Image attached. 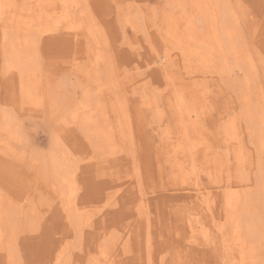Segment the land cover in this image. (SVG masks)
<instances>
[{
	"label": "rangeland",
	"instance_id": "374dc122",
	"mask_svg": "<svg viewBox=\"0 0 264 264\" xmlns=\"http://www.w3.org/2000/svg\"><path fill=\"white\" fill-rule=\"evenodd\" d=\"M3 1L12 4L9 9L13 13L17 9L16 17L20 14L24 17L21 22L38 16L28 35L29 40H37L32 64L35 73L39 70L36 79L42 77L37 80L39 93L45 96L46 91L47 99L56 100L63 122L51 120L45 108L44 111L30 107L21 97L17 83L9 80L0 64V107L16 116L25 127L22 133L13 132L7 138L10 150L17 152L18 156L23 155V159L11 157L5 147L0 149V191L7 200L14 201L12 204L21 202L19 205L25 204V208L34 206L31 208L39 213L35 231L15 233L18 237H13L9 250H0V264H9L7 254L11 251L12 255H17L16 264H148V255L150 264H229L232 258H237V248L225 245L200 199H206L202 198L203 192L218 196L215 218L226 232L230 223L227 224L228 215L223 209L225 201L216 189L217 183L222 187H225L223 184L236 185L233 188H239L244 197L248 196V206L240 205L236 213L244 222H250L252 216L259 213V203L255 199L259 193V167L264 164V153L259 148L262 130L256 124L258 114H264V0H231L235 2V10L239 11L241 19L235 26L236 34L258 62L255 63L256 72L250 76L240 61L235 65L222 45L224 36L220 20L217 21L220 43L208 39L206 32L210 29L196 20L197 0H81L80 10L86 9V14L80 15L83 19L74 16L78 37L72 36L73 31L64 30L69 23L65 16L72 10L69 3L66 5L68 0H0ZM42 14L50 18L41 17ZM189 14L194 18L195 32L190 36L184 20ZM50 19L55 22L44 24ZM172 19L177 26L175 33L169 31ZM88 21L92 25L91 36L86 33ZM3 24L11 37L16 33L20 38L27 34V31L22 33L17 27L13 28L12 23V27ZM168 36H177L180 47L172 46L173 40H167ZM189 37L193 39L192 43L187 42ZM208 47H212L210 58L207 57ZM185 48L195 49V52L199 49L194 55L197 58L192 54L187 56ZM204 61L211 63L205 67ZM246 79L248 85L244 87ZM175 96L183 99L180 104L183 119L187 120L190 115L202 126L203 135L199 138L203 144L199 146L201 152L195 154L198 158L195 164L200 163L198 155L204 150L209 158L206 164L197 165L193 171L188 166L186 169L190 173L184 182L177 167L174 168L175 161L167 146L168 137L180 136ZM85 97L99 126L110 125L112 137L108 141L111 143L92 138L80 121L70 120L68 110ZM114 98H119L131 125V132L125 130L123 137L115 130ZM97 105L101 108L98 109ZM188 105L192 106L189 111L186 110ZM226 126L230 136L223 131ZM56 141L75 151H72L75 157L72 156L71 160L76 168L75 199L81 208L80 222L68 216L65 201L57 193L58 186L41 162L42 158L57 155L56 149L60 148L54 144ZM238 150L244 154L242 166L232 159ZM195 220L208 230L211 242L198 238L194 241L189 225ZM121 239L124 240V249L118 250ZM261 244L252 255L250 250L244 252L246 257L253 258V264H261L264 259V244ZM106 259L112 262L107 263Z\"/></svg>",
	"mask_w": 264,
	"mask_h": 264
},
{
	"label": "bare ground",
	"instance_id": "6f19581e",
	"mask_svg": "<svg viewBox=\"0 0 264 264\" xmlns=\"http://www.w3.org/2000/svg\"><path fill=\"white\" fill-rule=\"evenodd\" d=\"M13 1V0H12ZM61 2V0H59ZM63 1V0H62ZM67 1V0H66ZM69 2H66V5L68 4L69 8L72 9L71 12L69 14H66V18L69 19V23L67 24V27L64 28L65 31H73L72 36L73 37H78L79 33L77 32V23L74 21V16H78L80 19H83L80 17V15H84L85 10L82 9L80 10V5H82V1L81 0H68ZM85 2V0H83ZM198 2L196 4H198V7L196 8L198 10L197 16H196V20H198V22H201L204 25H207L208 28L210 29L209 32H206V34H208V39L212 40V42H214L215 44H219L220 40H219V33H218V24L217 21L220 20L222 27H220L222 29V36H224V38L222 41V45L225 46L228 50L229 56L231 57V60L235 63V65H238V62L240 61L245 67H246V71L248 73V75H253L256 72V64L258 63L255 61V56L250 54L249 51L246 49V47L243 46V42L240 41L239 37L237 36V32L235 31V26H237V24L239 22H241V19L239 18V11H236L235 9L237 8L235 4V2H231V0H197ZM234 1V0H233ZM35 2V0H34ZM50 2V1H49ZM83 2V3H84ZM237 2V1H236ZM18 3V2H17ZM35 4V3H34ZM63 4V3H62ZM240 4V3H239ZM12 4H8V3H4L0 2V29L2 30V32L0 33V60L2 63V67L5 70L4 73H6V75H8L7 77H9V80L11 82H16L18 85V90L20 92L21 97L33 107L36 108H45L46 111L49 115V118L51 120H56L55 122L58 121H62L63 119L60 117L59 112H58V108H57V102L54 98H49L48 99L45 97L46 96V91H45V96H43V94L39 93L38 89V83L37 80L42 78L41 76L38 77V79H36V73H38V71L35 73L34 68H33V64H32V58L33 57V53H34V48L36 47L37 44V40L36 41H31L28 38L29 31L32 32L35 25L33 24V20H36L38 18V16L36 18H30L28 19V22L25 21V23L22 21H20L22 18L24 19V17H22V15L20 14L18 17L15 16V13L17 11H15V13H13L9 8ZM84 5V4H83ZM176 5V4H174ZM47 6V5H46ZM50 6V5H49ZM53 6V5H51ZM243 7V6H242ZM27 8V7H26ZM49 8V7H48ZM22 10V9H21ZM27 11V10H26ZM29 11V10H28ZM31 11V10H30ZM68 11V10H67ZM247 11V9H246ZM23 12V11H22ZM28 13V12H27ZM68 13V12H67ZM7 15V17L5 16ZM59 15V14H58ZM87 15L89 16V14L87 13ZM49 17V16H45L44 14H42L41 17ZM86 16V15H85ZM84 16V17H85ZM87 16V17H88ZM185 16V15H184ZM60 17V16H59ZM58 17V19H59ZM168 17V16H167ZM244 17V15H243ZM50 18V17H49ZM86 18V17H85ZM172 18V17H171ZM179 18V16H178ZM22 19V20H23ZM48 19V18H46ZM62 20H64L63 18H61ZM60 19V20H61ZM79 19V20H80ZM93 19V18H92ZM175 20V19H174ZM185 20V25H186V31L188 33V35L190 36L191 34H195L194 30H193V21L194 18L191 17V15H187L184 18ZM247 20V19H246ZM245 20V21H246ZM5 24L10 25L11 23L14 24L13 28L16 29V27L21 30L20 32H26L27 34H22V38H20V35H18V33L15 34V36H9L6 32V30H4L3 28V22ZM41 21V20H40ZM45 21V20H44ZM52 21V19H50V21L48 20L47 24L49 25L50 22ZM82 21V20H81ZM170 21H173L170 20ZM169 21V22H170ZM10 22V23H8ZM42 22V21H41ZM46 22V21H45ZM55 21H53L54 23ZM89 23L85 24L86 27V33H88L89 36H91L89 33H91V29H92V25H91V21H88ZM18 23H20V25H18ZM35 23H37L35 21ZM43 23V22H42ZM41 23V24H42ZM51 22V24H53ZM62 23V21H61ZM184 23V21H183ZM40 24V23H39ZM43 24V25H44ZM65 24V23H64ZM79 24H81L79 22ZM82 24H84L82 22ZM174 21L172 23H170V28L169 31L172 33H175L177 29H175L176 24L174 26ZM55 25V24H54ZM57 25V24H56ZM66 25V24H65ZM39 26V25H38ZM21 27V28H19ZM23 27V29H22ZM43 27V26H42ZM47 27V26H45ZM43 27V28H45ZM55 27V26H54ZM244 27V26H243ZM40 28V27H39ZM42 28V31H43ZM262 28V27H261ZM264 28V27H263ZM17 29V30H18ZM37 29V28H35ZM41 29V28H40ZM49 29H47L48 31ZM165 30V29H164ZM11 31V30H10ZM38 31V29H37ZM41 31V32H42ZM46 31V30H45ZM44 31V32H45ZM50 31V30H49ZM77 33H76V32ZM167 31V30H166ZM184 31V30H183ZM41 32L39 33V35H41ZM262 32V30H261ZM264 32V31H263ZM37 33V34H38ZM256 33V32H255ZM258 33V30H257ZM156 34V33H155ZM186 34V33H184ZM261 34V33H260ZM172 35V34H171ZM181 35V34H180ZM187 35V34H186ZM187 35V37H188ZM262 35V34H261ZM83 36V35H82ZM259 36V35H258ZM18 38V39H17ZM86 38V37H85ZM169 38H171L173 40V44L172 46H176V47H180L179 42L180 39L177 38V36L175 37H171L168 36L166 37V39L168 40ZM242 38V37H241ZM11 40V41H10ZM207 40V39H205ZM243 40V39H242ZM253 40V39H252ZM199 41V40H198ZM187 42L188 43H192L193 39L191 37L187 38ZM15 43H17L16 45H14ZM249 43V42H248ZM252 43V41H251ZM250 43V45H251ZM13 44V45H12ZM187 45V44H186ZM203 45V44H202ZM104 46V45H103ZM188 46V45H187ZM195 46V44H194ZM207 47V45H205ZM220 46V45H219ZM190 48H192L193 46H188ZM213 47V46H212ZM212 47H208L207 50H209V54H207L208 58L211 57V53H212ZM255 47V46H254ZM205 48V47H204ZM221 48V46H220ZM252 48V47H251ZM257 48V47H256ZM179 51L181 50L180 48H178ZM206 49V48H205ZM184 51L187 53V56H191L194 58V55H196L197 53H199V49L197 52H195L194 50H189L188 48H185ZM194 51V52H193ZM258 51V50H257ZM252 52V51H251ZM259 52V51H258ZM2 53V54H1ZM40 53V52H39ZM256 54V53H255ZM90 55V54H89ZM218 56V55H217ZM223 57V56H222ZM86 58V57H85ZM92 58V57H91ZM90 58V59H91ZM95 58V57H93ZM213 58V57H212ZM257 58V57H256ZM263 57H261L262 59ZM102 59V58H101ZM36 60V59H35ZM83 60V59H82ZM88 61V59H86ZM93 60V59H92ZM91 60V61H92ZM96 60V58H95ZM99 60V58L97 59ZM203 60V59H202ZM260 60V59H259ZM76 61V60H75ZM79 61V60H78ZM90 61V60H89ZM88 61V62H89ZM94 61V60H93ZM101 61V60H100ZM99 61V62H100ZM239 62V63H240ZM79 63H81L79 61ZM201 63V62H200ZM208 61H204L202 62L203 65H205V67L209 66ZM260 63V62H259ZM78 64V63H77ZM76 64V66H78ZM98 64V62L96 63ZM95 64V65H96ZM201 64V65H202ZM213 64V63H212ZM262 64V63H261ZM36 66L38 65L37 63L35 64ZM73 65H71L72 67ZM81 66V65H80ZM214 66V65H213ZM1 67V66H0ZM242 67V66H241ZM264 67V64L263 66ZM36 68V67H35ZM37 69V68H36ZM95 69V67H94ZM106 69V68H105ZM216 69V68H215ZM76 70V69H73ZM89 70V69H87ZM99 70V69H98ZM79 71V70H78ZM77 71V72H78ZM82 71V70H80ZM79 71V72H80ZM3 72V71H1ZM72 72V71H71ZM75 72V74L77 73ZM83 72V71H82ZM86 72V71H85ZM107 72V71H106ZM3 73V74H4ZM84 73V72H83ZM87 73V72H86ZM74 74V75H75ZM95 74V73H94ZM114 74V73H113ZM38 75H40L38 73ZM80 74L78 73V76ZM247 75V76H248ZM3 76V75H2ZM82 76V75H81ZM85 76V75H84ZM114 77V76H113ZM252 77V76H251ZM254 77V76H253ZM1 78V77H0ZM262 78V77H260ZM259 78V79H260ZM83 79V78H81ZM249 79V78H248ZM248 79L245 80V82H243V86L246 87L248 84ZM257 79V78H256ZM2 80V79H1ZM8 80V78H7ZM252 80V79H251ZM255 80V78H254ZM252 80V81H254ZM259 81V80H258ZM8 82V81H7ZM47 82V81H45ZM44 82V83H45ZM256 82V81H255ZM1 83V82H0ZM6 83V82H5ZM43 83V82H41ZM7 84V83H6ZM240 84V83H239ZM262 84V83H260ZM4 85V84H3ZM16 85V86H17ZM258 85V84H257ZM242 86V87H243ZM262 86V85H261ZM260 86V87H261ZM43 87V86H42ZM243 87V88H244ZM2 88V87H1ZM241 88V87H240ZM239 88V89H240ZM250 88V87H249ZM257 88V87H255ZM259 88V85H258ZM257 88V90H258ZM263 88V86L261 87ZM3 89V88H2ZM43 89V88H42ZM101 89V88H100ZM17 90V91H18ZM249 90V89H248ZM264 90V89H263ZM1 91V90H0ZM48 91V90H47ZM51 91V90H49ZM244 91V90H243ZM250 91V90H249ZM259 91V90H258ZM41 92V91H40ZM59 92V91H58ZM241 92V91H240ZM247 92V90H246ZM2 93V92H1ZM86 93V92H85ZM172 93V92H171ZM263 93V92H262ZM245 94V93H244ZM261 94V92H260ZM4 95V94H2ZM90 95V94H89ZM247 95V93L245 94ZM244 95V96H245ZM86 96V95H85ZM56 97V96H55ZM87 97V96H86ZM82 98L83 101H77L78 103L73 105L72 108H70L68 110V114L71 117V121H75L78 122L80 121L83 124V127L85 129V131L89 134V136H91L94 139L100 140L101 142H105L108 143L110 141H108L111 137H112V132H111V128L110 125L106 124L105 128L102 126H99L98 121H96L94 118L96 117V114H92V109L90 107V105H88L87 103V98ZM109 98V96H108ZM240 98V97H239ZM174 104H175V114H177V116H179L178 118V123H179V129H180V136L178 137H168L167 140H169L168 143V147L171 149V155H172V159H174L175 161V167H177V173L179 174V176L183 177L182 181L184 182L187 179L188 174L190 173L186 168L188 166L191 167L192 171L195 170V167L199 164L203 165L206 164L209 161V158L207 157V155L205 156V150L204 152L201 153V155L199 154V160L200 163L199 164H195L196 162V158L197 156L195 155L197 153V151H200V145H202V140H201V128L202 126L198 123V121L196 119H191L189 116L187 118V120L183 119V112L181 111V106L180 104L182 103L183 99L179 97V99L175 96L174 98ZM115 102L113 104V109L116 114V126L117 128L115 130H118L117 132H119L120 134H122L123 137V133L125 130L130 131V124L128 121V116L126 115L127 113H125V108L124 106H122L119 102V98L116 99L114 98ZM182 100V101H181ZM243 100V99H242ZM246 100V98H245ZM259 100V99H258ZM264 100V99H263ZM20 101V100H19ZM173 101V100H172ZM68 102V101H67ZM80 102V103H79ZM112 102V101H111ZM1 103V102H0ZM19 104V102H18ZM23 104V103H22ZM21 105V104H19ZM68 105V103H67ZM112 105V104H111ZM22 106V105H21ZM19 106V107H21ZM24 106V104H23ZM101 106V105H100ZM99 105H97L96 107L99 109L101 108ZM190 105H188L187 107V111H189L191 107H189ZM262 106V105H261ZM18 107V108H19ZM123 107V108H122ZM1 108V107H0ZM10 108V107H9ZM2 109V108H1ZM242 109V108H241ZM13 110V109H12ZM128 110V109H127ZM262 111V110H261ZM103 112V111H102ZM177 112V113H176ZM193 112V109H192ZM46 113V114H47ZM158 113V111H157ZM173 113V112H172ZM262 114V113H261ZM258 114V123L256 125H259L261 130L260 131L262 133L261 135V140H260V150L263 151L264 153V114L261 115ZM44 114H42L43 117ZM196 116V115H195ZM252 116V115H251ZM16 117V116H15ZM14 116H12L8 111L3 110L0 112V149H2L3 147H5L6 153L8 152V154L11 155V157L13 156L14 158H18V159H23V155H17L15 152H13V150H10V143L7 140V138H9L10 136H12L13 132L15 133H22V128L23 125H21V123L18 122V120L15 118ZM41 117V118H42ZM244 117V116H243ZM250 117V116H249ZM253 117V116H252ZM251 117V118H252ZM20 118V117H19ZM22 119V118H21ZM25 119V118H24ZM31 119V118H30ZM37 119V118H36ZM28 120V119H27ZM105 120V119H104ZM175 120V119H173ZM33 121V120H32ZM37 121V120H36ZM35 123V122H34ZM33 123V124H34ZM174 123V122H173ZM29 124V123H28ZM50 126L52 123H49ZM177 125V124H176ZM58 126V125H57ZM66 126V125H65ZM115 126V127H116ZM53 126H51L52 128ZM114 127V126H113ZM114 127V128H115ZM25 128V127H24ZM23 128V129H24ZM61 128V127H60ZM74 129V128H73ZM79 129V128H78ZM166 129H168L166 127ZM29 130V129H27ZM26 130V131H27ZM77 130V129H76ZM260 130V129H259ZM24 131V130H23ZM163 131V130H162ZM169 131V130H168ZM224 133L226 136H230V132L228 127L226 126L224 128ZM76 132V131H75ZM116 132V131H115ZM131 132V131H130ZM25 133V132H24ZM118 133V134H119ZM59 134V133H58ZM63 134V133H62ZM71 134V133H70ZM78 134V133H77ZM117 134V135H118ZM65 135V134H64ZM63 135V136H64ZM111 136V137H110ZM120 136V135H119ZM132 136V135H131ZM171 136V135H170ZM241 136V135H240ZM72 137V136H71ZM79 137V136H78ZM130 137V135H129ZM162 137V136H161ZM201 137V138H199ZM58 138V136H57ZM57 138L55 140H57ZM63 138V137H62ZM67 138V137H66ZM83 138V137H82ZM131 139V138H130ZM164 139V138H163ZM71 140V139H69ZM79 140V139H78ZM82 140V139H81ZM86 140V139H85ZM120 140V139H119ZM166 140V139H165ZM72 141V140H71ZM77 141V140H76ZM83 141V140H82ZM121 141V140H120ZM74 142V141H73ZM113 142V140H112ZM111 143V142H110ZM130 143V140L129 142ZM57 148L60 149H56L57 150V155L55 154L54 157H50L47 156L45 159L42 158L41 162H43V165L45 166L44 168H46L45 171H47V173L52 176V180L54 182H56V185L58 186V194H59V198L63 199L65 201V205H66V212L68 213V216H71L72 218L76 219V221H81L79 218V213H80V206H78V204L76 203V195H77V186L75 183V177H74V170H76V168L74 169V165H72V151H70V149H68L63 143H59V142H55L54 143ZM86 144V143H85ZM88 145V144H87ZM108 145V144H107ZM115 145V144H114ZM130 145V144H129ZM128 145V146H129ZM132 145V144H131ZM81 146V145H80ZM2 147V148H1ZM75 147V146H74ZM108 147V146H107ZM112 147V146H111ZM116 147V146H115ZM119 147V146H118ZM130 147V146H129ZM74 149V148H73ZM93 149V148H92ZM102 149V148H101ZM83 150V149H82ZM95 150V149H94ZM111 150V149H110ZM23 151V150H22ZM75 151H73L74 153ZM77 152V151H76ZM1 153V152H0ZM54 153V152H53ZM85 153V152H82ZM101 153V152H100ZM105 153V152H104ZM103 153V154H104ZM109 153V152H108ZM111 153V152H110ZM121 153V152H120ZM92 154V153H91ZM107 154V153H106ZM116 154V153H115ZM119 154V153H118ZM26 155V154H25ZM80 155V154H79ZM114 155V154H113ZM132 155V154H131ZM18 156V157H17ZM37 156V155H36ZM52 156V155H51ZM91 156V155H90ZM106 156V155H104ZM166 156V155H165ZM196 156V157H195ZM205 156V157H203ZM229 156L228 153L225 154V157ZM75 157V155L73 156ZM135 157V156H134ZM168 157V155H167ZM171 157V156H170ZM232 159L234 160V162H237L240 166L243 165L242 161L244 157V154H242L241 150H238L237 152H235V155H232ZM7 158V157H6ZM31 158V157H30ZM82 158V157H81ZM87 158V157H86ZM89 158V157H88ZM92 158V157H91ZM32 159V158H31ZM30 159V160H31ZM40 159V158H39ZM99 159V157H98ZM171 159V158H170ZM16 160V159H15ZM26 160V159H25ZM33 160V159H32ZM35 160V159H34ZM85 160V159H84ZM92 160V159H91ZM198 160V158H197ZM228 160V157L227 159ZM28 161V160H27ZM36 161V160H35ZM134 161V160H133ZM173 161V160H172ZM173 161V162H174ZM34 162V161H33ZM37 162V161H36ZM10 163V162H9ZM29 163V162H28ZM35 163V162H34ZM84 163V161L82 162ZM264 163V162H263ZM91 164V163H90ZM170 164V163H169ZM173 164V165H174ZM236 164V163H235ZM95 165V164H94ZM30 166V165H29ZM36 166V165H34ZM239 166V167H240ZM32 167V166H31ZM30 167V168H31ZM42 167V166H41ZM40 167V169H41ZM91 167V166H90ZM9 169V168H8ZM16 169V168H15ZM33 169V168H32ZM86 169V168H85ZM240 169V168H239ZM261 173L258 177V182H259V193L257 194L256 197V202L258 201L259 203V213L254 216H252L251 221H247L244 222L242 220V218L240 216H238L236 213L238 212V207L240 205L243 204V206H248L249 202H248V196L244 197L240 191L239 188H233L235 187L232 184H223L225 187H222V185L219 183H217V187L216 189L219 190V192H221L220 194L222 195V197H224V201H225V205L223 206L224 211L226 212V215H228V223H230V229L228 232L225 231V229L223 227H221V225H219L217 219L215 218V211L214 209L217 207L219 201H218V196H211L209 193L203 192L204 194H202V198L206 197V199H200V203L203 206V209L206 213V215L210 218L213 226H215L216 231L218 232V234H220V236L223 238L225 245H231L235 248H237V258L234 257L231 259V262L229 264H253L251 263L253 258L250 256L246 257V253H244L247 250H250L251 252L249 254L252 255V251L255 250L256 247L261 248L260 246H262L261 243L264 244V164L263 166L259 167ZM6 170V169H4ZM37 170V169H36ZM38 171V170H37ZM44 171V172H45ZM92 171V170H91ZM191 171V174H193L194 172ZM35 172V171H34ZM42 172V171H41ZM138 172V171H137ZM136 172V173H137ZM1 173V172H0ZM43 173V172H42ZM96 173V172H95ZM35 174V173H34ZM39 174V173H38ZM174 175V174H173ZM38 176V175H36ZM137 176V175H136ZM176 176V174H175ZM28 177V176H27ZM40 177V176H39ZM240 177V176H239ZM244 177V176H243ZM8 179V178H7ZM38 179V178H35ZM247 179V178H246ZM26 180V178H25ZM24 180V181H25ZM31 180V178H30ZM92 180V178H91ZM27 181V180H26ZM25 181V182H26ZM35 181V180H34ZM49 181V180H48ZM228 181L230 182V179H228ZM33 182V181H31ZM34 183V182H33ZM38 183V181L36 182V184ZM139 184V183H138ZM14 185V183H13ZM19 185V184H17ZM17 185H15L17 187ZM40 185V184H39ZM231 185V186H230ZM3 186V185H2ZM15 187V188H16ZM33 187V185H32ZM36 187V185H35ZM39 187V186H38ZM237 187V186H236ZM18 188V187H17ZM224 188V189H223ZM20 189V188H19ZM28 190V189H27ZM32 190V189H31ZM41 190V189H39ZM49 190L50 186H49ZM54 190V189H53ZM15 191V189H14ZM26 191V190H24ZM34 191V190H33ZM32 191V192H33ZM52 191V190H51ZM55 191V190H54ZM200 191V189H199ZM205 191V190H204ZM250 191V190H249ZM19 192V190H18ZM201 192V191H200ZM17 193V192H16ZM21 193V192H20ZM30 193V192H29ZM28 193V194H29ZM13 194V193H12ZM19 194V193H18ZM23 194V193H22ZM27 194V195H28ZM32 194V193H31ZM16 195V194H15ZM25 195V196H27ZM250 195V193H249ZM14 197V196H13ZM19 197V195H18ZM31 197V196H30ZM38 197V196H37ZM250 197V196H249ZM9 199V198H8ZM11 199V198H10ZM9 199V200H10ZM20 199V197H19ZM26 199V198H25ZM35 199V198H34ZM7 200L6 196L3 195V193L0 191V247H4V248H0V250H9V246L11 244V240L13 241V237H18L16 236L17 233L19 232H23L24 234H28V233H32V231L36 230L34 228L35 224L37 223L36 218H37V210L32 209L31 207L34 206H28L27 208H25V204L23 205H19L21 202H19V204L14 203V201H9ZM14 200H16L14 198ZM22 200V199H21ZM37 200V198L35 199ZM62 200V201H63ZM9 201V202H8ZM19 201V200H18ZM42 201V200H41ZM244 202V203H243ZM255 202V201H254ZM29 203H30V199H29ZM32 203V200H31ZM37 203V201H36ZM48 203V202H47ZM30 205V204H29ZM50 205V204H49ZM44 206V205H43ZM198 206V205H197ZM46 207V205H45ZM64 208V207H61ZM38 209V208H37ZM82 213V212H81ZM87 213V212H86ZM39 214V213H38ZM84 214V212H83ZM40 216V215H39ZM81 216V215H80ZM87 216V215H86ZM89 216H87L88 218ZM195 218V217H194ZM40 219V218H39ZM38 220V218H37ZM87 220V219H86ZM88 221V220H87ZM209 221V220H208ZM218 222V223H217ZM89 223V222H88ZM211 224V223H210ZM225 224V223H224ZM220 226V227H219ZM214 229V230H215ZM189 230L191 233L192 238L194 239V241L198 238L200 240H211L210 238V234L208 232L207 229H205L204 225L202 223L199 222V220H195L192 223H190L189 225ZM16 233V234H15ZM128 234V232H127ZM127 234H123L124 236H127ZM131 235V234H130ZM126 237H124L123 239H125ZM191 238V239H192ZM202 238V239H201ZM110 241V239H109ZM16 242V241H15ZM13 242V243H15ZM123 242L124 240H119L118 242V250L120 249H124L123 247ZM211 242V241H210ZM112 243H114L112 241ZM127 244V243H126ZM15 246V244H14ZM13 246V247H14ZM264 246V245H263ZM100 247V246H99ZM107 247V245H106ZM179 248V247H178ZM102 249V248H101ZM105 250V249H102ZM13 251H11V254H7V260L9 262V264H16V257L17 255H12ZM123 252V251H122ZM102 253V252H101ZM137 253V252H135ZM5 254V255H6ZM123 254H120V256H122ZM107 256V255H106ZM106 256H104L103 258L105 259ZM125 256V255H124ZM6 258V257H5ZM64 258V257H63ZM128 259V258H127ZM135 259V258H134ZM137 259V258H136ZM176 259V258H175ZM258 259V257H257ZM6 260V259H4ZM139 260V259H138ZM151 257L148 255V264H150L151 262ZM6 262V261H5ZM105 262L109 263L112 262L110 259L109 260H105ZM105 264V263H104ZM157 264V263H155ZM264 264V259H262V263Z\"/></svg>",
	"mask_w": 264,
	"mask_h": 264
},
{
	"label": "clouds",
	"instance_id": "9594fccd",
	"mask_svg": "<svg viewBox=\"0 0 264 264\" xmlns=\"http://www.w3.org/2000/svg\"><path fill=\"white\" fill-rule=\"evenodd\" d=\"M30 142V141H29Z\"/></svg>",
	"mask_w": 264,
	"mask_h": 264
}]
</instances>
